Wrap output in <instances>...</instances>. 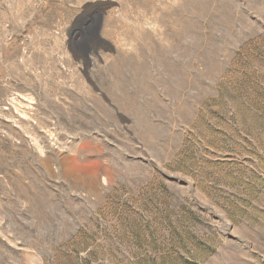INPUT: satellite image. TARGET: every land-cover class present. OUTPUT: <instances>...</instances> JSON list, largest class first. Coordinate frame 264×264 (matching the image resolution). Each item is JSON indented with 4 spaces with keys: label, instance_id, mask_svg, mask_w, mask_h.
Returning <instances> with one entry per match:
<instances>
[{
    "label": "rangeland",
    "instance_id": "obj_1",
    "mask_svg": "<svg viewBox=\"0 0 264 264\" xmlns=\"http://www.w3.org/2000/svg\"><path fill=\"white\" fill-rule=\"evenodd\" d=\"M259 88L264 0H0V264H264Z\"/></svg>",
    "mask_w": 264,
    "mask_h": 264
},
{
    "label": "water",
    "instance_id": "obj_2",
    "mask_svg": "<svg viewBox=\"0 0 264 264\" xmlns=\"http://www.w3.org/2000/svg\"><path fill=\"white\" fill-rule=\"evenodd\" d=\"M101 25H102V17H99L97 20V23L94 27L93 30V35L96 39H100V30H101ZM94 53L97 54V50H94Z\"/></svg>",
    "mask_w": 264,
    "mask_h": 264
},
{
    "label": "bare ground",
    "instance_id": "obj_3",
    "mask_svg": "<svg viewBox=\"0 0 264 264\" xmlns=\"http://www.w3.org/2000/svg\"><path fill=\"white\" fill-rule=\"evenodd\" d=\"M143 60H144V59H143ZM158 60H159V59H158ZM140 64H142V63L140 62ZM162 64H163V63H162ZM130 71H131V70H130ZM127 85H128V84H127ZM127 88H128V87H127ZM154 94H155V93H154ZM137 97H138V96H137ZM65 159H66V158H65ZM63 162H64V160H63ZM63 162H62V163H63ZM65 163H66V162H65ZM66 164H68V162H67ZM68 166H69V165H68ZM68 166H67V168H69ZM64 167H65V166H64ZM69 169H70V168H69ZM64 170H65V169H64ZM66 171H67V169H66ZM68 171H69V170H68ZM67 174H69V173H67ZM69 176H71V173H70ZM69 176H68V178H70ZM73 176H74V175L72 174V177H73ZM87 176H88V175H87ZM91 179H92V177H91ZM71 182H72V181H71Z\"/></svg>",
    "mask_w": 264,
    "mask_h": 264
},
{
    "label": "trees",
    "instance_id": "obj_4",
    "mask_svg": "<svg viewBox=\"0 0 264 264\" xmlns=\"http://www.w3.org/2000/svg\"><path fill=\"white\" fill-rule=\"evenodd\" d=\"M247 76H248V75H247ZM248 77H249V76H248ZM251 80H252V81L254 80V78H253L252 75H251ZM258 87H259V85H258ZM259 92H260L261 95H264L262 89H260V88H259Z\"/></svg>",
    "mask_w": 264,
    "mask_h": 264
}]
</instances>
